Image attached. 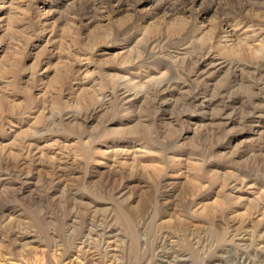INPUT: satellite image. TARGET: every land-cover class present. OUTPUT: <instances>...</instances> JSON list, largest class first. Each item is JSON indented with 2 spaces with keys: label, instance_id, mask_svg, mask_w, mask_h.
<instances>
[{
  "label": "rangeland",
  "instance_id": "obj_1",
  "mask_svg": "<svg viewBox=\"0 0 264 264\" xmlns=\"http://www.w3.org/2000/svg\"><path fill=\"white\" fill-rule=\"evenodd\" d=\"M0 264H264V0H0Z\"/></svg>",
  "mask_w": 264,
  "mask_h": 264
},
{
  "label": "bare ground",
  "instance_id": "obj_2",
  "mask_svg": "<svg viewBox=\"0 0 264 264\" xmlns=\"http://www.w3.org/2000/svg\"><path fill=\"white\" fill-rule=\"evenodd\" d=\"M242 238V237H241ZM182 255V254H181ZM179 259V258H178ZM174 260V259H173Z\"/></svg>",
  "mask_w": 264,
  "mask_h": 264
}]
</instances>
